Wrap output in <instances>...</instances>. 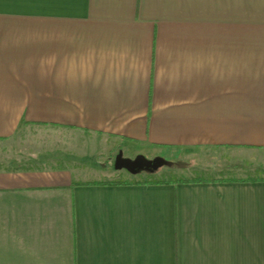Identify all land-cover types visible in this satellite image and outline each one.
<instances>
[{
	"label": "crops",
	"instance_id": "obj_1",
	"mask_svg": "<svg viewBox=\"0 0 264 264\" xmlns=\"http://www.w3.org/2000/svg\"><path fill=\"white\" fill-rule=\"evenodd\" d=\"M23 126L57 154L0 164V264H264V177L112 179L86 149H264V0H0V139Z\"/></svg>",
	"mask_w": 264,
	"mask_h": 264
},
{
	"label": "rangeland",
	"instance_id": "obj_2",
	"mask_svg": "<svg viewBox=\"0 0 264 264\" xmlns=\"http://www.w3.org/2000/svg\"><path fill=\"white\" fill-rule=\"evenodd\" d=\"M52 130L50 126H23L12 138L0 139V164L6 165L14 158H18L16 159L18 161L35 159L42 161L45 158L46 160L54 158L57 153L52 149L57 146L52 142ZM77 135L80 134L77 133ZM74 146V155H76L74 160L78 164L81 162L79 152L84 151L85 144L75 143ZM61 147L60 143L59 150H62ZM86 149L89 151V156L92 153L93 160L104 162L107 159L112 167L120 151L125 157L130 158L143 154L159 164L158 168L143 169L136 173L126 169L118 171L114 169L115 171L108 172L112 179L166 181L264 177V149L196 147L164 149L157 153L147 149L136 150L131 146L120 148L115 145L112 149L103 150L102 154L99 153L102 149L97 152H95V147L91 151L88 147ZM60 154L62 156L61 151ZM32 155L36 158H31ZM89 175L93 177L95 173H88V177Z\"/></svg>",
	"mask_w": 264,
	"mask_h": 264
},
{
	"label": "water",
	"instance_id": "obj_3",
	"mask_svg": "<svg viewBox=\"0 0 264 264\" xmlns=\"http://www.w3.org/2000/svg\"><path fill=\"white\" fill-rule=\"evenodd\" d=\"M114 167L116 169H126L132 173H136L143 169H155L159 167L156 160L147 158L143 154H139L135 158L125 157L120 151L115 158Z\"/></svg>",
	"mask_w": 264,
	"mask_h": 264
},
{
	"label": "trees",
	"instance_id": "obj_4",
	"mask_svg": "<svg viewBox=\"0 0 264 264\" xmlns=\"http://www.w3.org/2000/svg\"><path fill=\"white\" fill-rule=\"evenodd\" d=\"M182 181H191V180H182ZM192 181H205L203 179H196V180H192Z\"/></svg>",
	"mask_w": 264,
	"mask_h": 264
}]
</instances>
